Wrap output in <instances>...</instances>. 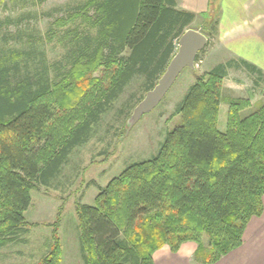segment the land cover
<instances>
[{
  "label": "trees",
  "instance_id": "trees-1",
  "mask_svg": "<svg viewBox=\"0 0 264 264\" xmlns=\"http://www.w3.org/2000/svg\"><path fill=\"white\" fill-rule=\"evenodd\" d=\"M91 10L98 37L84 35L60 82L45 74L14 83V69L0 60V249L25 241L32 192L51 186L134 80L148 92L156 86L196 20L176 0H91L68 20L82 14L93 21ZM238 65L229 61L198 76L158 154L98 187L93 206L77 205L85 264H155L165 246L176 254L189 242L198 245V262L217 264L243 245L249 223L264 213V104L244 117L250 102L231 101L227 129L219 130L223 81ZM100 69L103 77H93ZM61 252L55 231L52 253L40 264H61Z\"/></svg>",
  "mask_w": 264,
  "mask_h": 264
},
{
  "label": "rangeland",
  "instance_id": "rangeland-1",
  "mask_svg": "<svg viewBox=\"0 0 264 264\" xmlns=\"http://www.w3.org/2000/svg\"><path fill=\"white\" fill-rule=\"evenodd\" d=\"M90 1L0 0V60L5 59L6 65L14 69L17 76L14 83L27 77L37 82L40 76L47 74L53 84L70 72L76 55L84 47V35L95 41L99 34L94 25L97 21L94 10L89 15L93 21H88L82 14L68 20ZM245 1L210 0L205 13H196V20L190 28L206 35L213 32L209 47L201 54L196 69L185 70L162 103L129 133L128 119L148 90L141 79L134 80L125 89L120 99L92 126L88 141L71 151L51 186H40L32 192V204L25 214L29 232L23 237V243L0 249V264H40L52 253L55 231L60 239L61 264H85L77 205L93 206L100 192L98 187H106L128 166L151 160L158 154L166 134L180 124L176 109L198 76L218 64L234 61L238 65L240 57L264 63V47L258 50L256 44H245L242 38L239 42H229L228 39L235 29L233 26L241 21ZM187 4L189 0H180L182 7ZM190 7L193 8V4ZM11 57L19 58L15 62ZM236 67L222 85L218 123L221 132L227 129L231 101L250 102L242 112L244 117L257 112L264 104V96L253 93L251 88L258 76L248 77L241 64ZM93 77H103V70L96 71ZM249 95L252 102L246 99ZM203 244L206 250L209 249L206 236ZM162 250L171 252L168 246ZM176 258L158 259L157 264H182ZM190 258H186L184 264H203L196 257Z\"/></svg>",
  "mask_w": 264,
  "mask_h": 264
},
{
  "label": "crops",
  "instance_id": "crops-1",
  "mask_svg": "<svg viewBox=\"0 0 264 264\" xmlns=\"http://www.w3.org/2000/svg\"><path fill=\"white\" fill-rule=\"evenodd\" d=\"M209 1L210 0H189V4H187V7H182L181 5H179L180 0H176V3L179 9L192 12L196 15V13L198 12L205 13L207 11L206 9ZM192 4L193 8L190 7ZM241 11V21L240 23H237V25L233 26V28L235 29H232L233 34L228 38L229 42H239V39L242 38V41H244L245 44H256L257 49L262 50V48L264 47V0H246ZM262 51H264V49ZM259 54H261V52ZM239 59L249 65L247 70L243 66V69L245 70V72H247L246 74L248 75V77L255 75L258 76V78L252 83L251 88L254 91L253 93L258 94L263 98L264 63H256L251 61L250 59L248 60L242 57H240ZM252 68H256L257 72H254ZM234 69L235 68L229 69L228 76ZM228 76L226 80L228 79ZM246 99H249L251 102L253 101L251 95H249V97ZM197 248L198 246L195 243H186L176 254L168 252L167 250H161L156 253V255H159V253H161L158 258L156 257V255L154 256L155 264H157L158 259L166 260L167 258L173 259V257H177L176 261L184 264L185 262H187L186 258L195 257ZM217 264H264V213L259 218H253L249 223L244 235L243 245L236 251L224 257Z\"/></svg>",
  "mask_w": 264,
  "mask_h": 264
},
{
  "label": "water",
  "instance_id": "water-1",
  "mask_svg": "<svg viewBox=\"0 0 264 264\" xmlns=\"http://www.w3.org/2000/svg\"><path fill=\"white\" fill-rule=\"evenodd\" d=\"M209 46V38L200 30L190 28L178 41V49L169 63L165 73L161 76L156 86L147 92L144 99L136 106L128 119L129 133L141 119L153 112L175 86L182 73L196 69V59Z\"/></svg>",
  "mask_w": 264,
  "mask_h": 264
}]
</instances>
